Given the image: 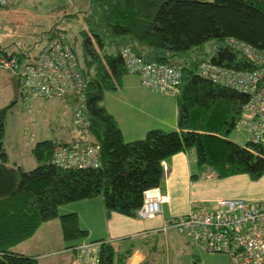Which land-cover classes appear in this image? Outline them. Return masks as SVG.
<instances>
[{
	"label": "trees",
	"instance_id": "1",
	"mask_svg": "<svg viewBox=\"0 0 264 264\" xmlns=\"http://www.w3.org/2000/svg\"><path fill=\"white\" fill-rule=\"evenodd\" d=\"M87 2L80 59L76 43L62 32L73 46L86 82L83 98L89 127L81 130L71 123L77 131H70L71 142L37 143L31 153L37 166L25 171L8 164L4 148L7 109H0V264H36L35 258L12 249L55 218L65 242L85 238L87 232L79 227L77 214L59 216L61 206L100 197L107 216L137 217L143 192L162 185L161 163L175 154L193 150L201 171L218 178L246 175L257 181L264 176L263 146L249 141L239 146L229 140L248 97L197 74L203 62L242 71L250 68L227 41L236 39L264 51V0ZM59 31L52 29L47 42ZM209 41L213 42L210 56L205 50ZM123 48H131L144 63L182 67V83L175 96L178 131L150 130L142 139L124 141L119 125L103 105L105 94L117 92L123 76L129 74L121 57ZM0 54L8 55L1 48ZM59 100H66L74 112L73 97ZM78 142L100 146L98 169L63 170L52 165L56 146ZM115 263V250L105 242L99 264Z\"/></svg>",
	"mask_w": 264,
	"mask_h": 264
},
{
	"label": "built area",
	"instance_id": "2",
	"mask_svg": "<svg viewBox=\"0 0 264 264\" xmlns=\"http://www.w3.org/2000/svg\"><path fill=\"white\" fill-rule=\"evenodd\" d=\"M20 0H0V8L16 6ZM228 45L250 65L246 71L203 62L197 74L212 84L248 97L235 129L244 132L255 146L264 145V51L229 39ZM121 57L129 74L140 78L142 87L156 93L176 96L182 83L183 69L179 65L144 63L131 48H123ZM0 68L16 77L19 93L29 99H63L73 97L76 108L72 124L86 130L83 92L86 88L73 46L64 32H57L40 50L36 58L24 63L11 55L0 54ZM99 145L70 143L53 149L51 163L63 169H98L101 166ZM163 176L168 166L161 163ZM168 198L159 187L143 192L137 217L151 220L161 215ZM164 230L172 228L187 237L202 252L228 257L230 264H264V203L249 204L240 199H220L215 206L194 208L168 220ZM105 242H85L73 248L70 264H99Z\"/></svg>",
	"mask_w": 264,
	"mask_h": 264
},
{
	"label": "crops",
	"instance_id": "3",
	"mask_svg": "<svg viewBox=\"0 0 264 264\" xmlns=\"http://www.w3.org/2000/svg\"><path fill=\"white\" fill-rule=\"evenodd\" d=\"M121 88L117 91L119 97L104 107L116 120L124 140L126 137L129 142L141 139L150 130L178 131L175 96L145 88L146 91L141 92L142 96H133V104L129 105ZM111 103L112 106H109ZM164 162L168 166V173L163 176V183L159 188L168 201L162 205L160 216L151 220H140L138 217L131 218L117 213L107 216L102 199L97 205L94 200L98 202V199L95 198L88 200L91 202V218L94 217V212L96 216L99 215L92 223L91 229L81 228L78 218L79 227L87 232L85 238L68 242L67 247L60 227L48 221L43 223L29 240H35L39 233L41 236V233L46 231L38 241L40 247L44 251H51L50 253L68 250L62 253H70V258L65 264L72 262L74 247L94 241L110 242L115 250V264H176L173 253L184 251L185 256L190 255L193 252L190 248L192 243L172 228L164 230V224L168 220L194 208L206 206V209L210 210L220 199H240L249 204L264 203V194L257 191L261 183L256 187V181H251L246 175L218 178L213 172L201 171L193 150L175 154ZM261 179L263 180L264 176L259 180ZM71 211L73 212L68 213H77L75 210ZM52 245L57 248H49ZM192 245L198 250H194L196 256L204 253L196 245ZM13 252L33 258L37 255L20 249Z\"/></svg>",
	"mask_w": 264,
	"mask_h": 264
},
{
	"label": "rangeland",
	"instance_id": "4",
	"mask_svg": "<svg viewBox=\"0 0 264 264\" xmlns=\"http://www.w3.org/2000/svg\"><path fill=\"white\" fill-rule=\"evenodd\" d=\"M87 6V0H20L16 6L0 8V48L8 54H17V58L22 62L33 60L47 42L49 32L52 29H57L65 31L68 40L76 43L80 59V32L85 29L82 17ZM205 50L208 56L212 54V41L205 44ZM16 84V77L13 73L0 68V109H7L4 120V148L8 156V164H17L25 171H30L37 166L31 154L37 143L42 141L71 142L70 131H74V134L77 131L72 127L73 112L66 104V100L22 97L18 84ZM121 87L124 99L129 105L133 104L131 101L133 96L141 97L143 91H146L141 86L139 77L132 74L123 76ZM118 95V92L117 94L106 93L103 105L106 106L110 101L119 97ZM112 103L109 106H112ZM126 140H128L127 137ZM229 140L239 146H245L249 139L244 132L233 130ZM255 183L256 187L261 183V186L257 187V191L264 194V179ZM97 199L98 202L94 200V203L98 205L101 198ZM90 203L87 200L61 206L58 209V215L70 214L68 212L75 210L81 228L89 227L91 229L92 223L98 219L99 215L96 216V212H94V217L91 218ZM200 208H206V206ZM50 222H54L60 227L58 218L52 219ZM45 233L46 231L42 232L41 236L39 233L35 240H27L14 247L12 251L20 249L28 254H37L36 264H65L70 258V253L67 255L62 253H66L68 250L50 253L51 251H44L40 247L38 241ZM66 244L69 247L68 242ZM49 248L56 249L57 246L52 245ZM190 248L193 252L188 256H185L184 251L173 253L176 264H230L228 257L224 255L200 253L199 256H196L194 250H198L192 244ZM186 253L188 254V251Z\"/></svg>",
	"mask_w": 264,
	"mask_h": 264
}]
</instances>
